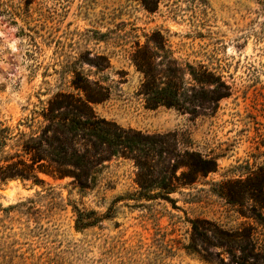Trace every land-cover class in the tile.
I'll use <instances>...</instances> for the list:
<instances>
[{
    "label": "rangeland",
    "instance_id": "374dc122",
    "mask_svg": "<svg viewBox=\"0 0 264 264\" xmlns=\"http://www.w3.org/2000/svg\"><path fill=\"white\" fill-rule=\"evenodd\" d=\"M159 37L168 54L154 44ZM144 44L156 61L167 55L179 67L206 65L227 96L194 113L146 108L138 93L143 77L131 60ZM83 81L108 90L90 105L97 119L173 136L178 150L199 153L214 169L172 193L174 206L115 200L136 189L133 162L68 138L103 160L80 187L74 168H58L54 122L42 114L57 116L54 96L78 93L74 85ZM31 137L45 149L34 167L38 180L0 179V264H234L215 246L213 228L247 226L264 246L254 219L264 215V0H0V167L28 162L36 152ZM74 206L100 220L77 229ZM192 219L208 229L196 245L212 262L186 249ZM253 254L258 260L246 264L264 257L258 248Z\"/></svg>",
    "mask_w": 264,
    "mask_h": 264
},
{
    "label": "trees",
    "instance_id": "16d2710c",
    "mask_svg": "<svg viewBox=\"0 0 264 264\" xmlns=\"http://www.w3.org/2000/svg\"><path fill=\"white\" fill-rule=\"evenodd\" d=\"M153 42L159 46L157 48L165 51L166 54L169 53V50L163 49L160 37L159 40L153 39ZM155 54L154 49L144 44L138 46L131 57L134 66L143 77L138 93L142 96L146 108L164 106L194 113L201 105L213 104L227 96L223 91L221 77L206 65L186 62L183 67H179L176 60L167 55L164 59L156 61ZM186 76L189 82L185 80ZM74 86L78 93L67 95L61 93L54 96V105L50 112L62 108L57 116L51 118L48 113L42 116L45 120L54 122L52 131L55 134L56 144L52 149L56 152L55 162L58 168L66 165L74 168L76 171H72V174L80 187L86 186L87 176L97 172L96 169L102 165L103 160L91 159L87 149L80 150L66 143L68 138L74 141L76 138L86 141L93 153L106 152L111 156L123 157L133 162L137 169L133 180L136 189L132 193L117 196L115 200L127 198L140 202L158 198L174 206L175 199L170 197L172 193L190 185L198 174H206L214 169V162L201 159L199 153L178 150L173 136L148 135L139 131L123 130L112 122L97 119L90 105L107 98L108 90L98 82L83 81ZM220 86H223V89ZM31 141L35 144L36 152L30 156L28 162L14 161L4 168L0 167L1 181L11 178L21 180L31 178L34 182L38 180L34 167H37L36 163L41 160L38 151L45 149L41 138L31 137ZM48 145H51V142H48ZM166 157L170 160L164 164ZM161 163L163 164L160 165ZM181 167H186L187 171H181L177 175L176 171ZM57 170L61 174L64 173L63 170ZM73 208L77 229L93 226L100 220L94 211H82L76 206ZM254 219L264 229V215L256 213ZM197 223V219L190 221L191 240L186 249L198 254L203 260L212 262L213 260L202 254L196 245H202L206 241L208 230L201 229L203 227L198 226ZM213 231L216 234L214 237L218 240L215 246L221 248L234 264L257 261V254H253V250L258 248L264 251L263 245H257L252 240L247 226L242 227L240 232L234 233L216 228H213ZM214 262L226 264L223 259ZM257 264H264V257Z\"/></svg>",
    "mask_w": 264,
    "mask_h": 264
}]
</instances>
